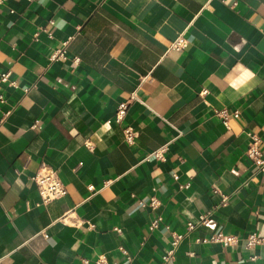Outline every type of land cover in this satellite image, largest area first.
Returning <instances> with one entry per match:
<instances>
[{"label": "crops", "instance_id": "0c3cea01", "mask_svg": "<svg viewBox=\"0 0 264 264\" xmlns=\"http://www.w3.org/2000/svg\"><path fill=\"white\" fill-rule=\"evenodd\" d=\"M232 1L0 2V70L15 81L0 103V264H157L170 230L208 209L239 240L197 241L211 231L197 224L167 264H264V170L245 154L247 130L264 138V0ZM179 34L186 46L168 48ZM68 36L66 57L50 58ZM220 107L239 115L225 125ZM42 164L67 193L37 206ZM252 231L263 240L247 248Z\"/></svg>", "mask_w": 264, "mask_h": 264}, {"label": "built area", "instance_id": "2783aa9c", "mask_svg": "<svg viewBox=\"0 0 264 264\" xmlns=\"http://www.w3.org/2000/svg\"><path fill=\"white\" fill-rule=\"evenodd\" d=\"M2 0H0L1 2ZM236 4V0L231 2V6ZM51 23L52 19L49 20ZM51 34L50 31H48ZM72 36H68L66 39L62 40L50 54V58H62L66 57V46L68 45ZM187 44V39L179 34L175 38H173L168 48L180 50L184 48ZM74 61H78L79 57L77 55L73 56ZM3 83L15 85V81L9 78V70H0V103L5 101L4 92L2 89ZM27 89V88H26ZM206 89H202L200 91L201 94L205 93ZM136 98L135 92L132 91L127 99L121 100L118 102L115 112H114V120L120 122L126 113L127 105L130 100ZM10 112V109H3L0 114V122H2L5 116ZM214 113L221 119V121L228 125V120L230 117L238 116L239 109L235 108L232 110L227 109L226 107L214 108ZM109 121V120H107ZM36 124H33V126ZM123 131V139L125 142L132 144L135 142V139L138 135V130L130 125H124L122 128ZM246 135L249 138V141L245 147V154L250 158V160L255 164L256 170H264V138L259 136L256 132L247 130ZM261 144H263L261 146ZM166 145H162L158 148L153 149L149 155H153L157 158H164L163 151ZM172 176L177 179L178 175L176 172H172ZM31 179L34 181L38 191V199H36L33 203L34 205L47 204L52 199L63 196L67 193V188L64 182L61 180L60 176L57 173V170L50 165L42 164L32 175ZM182 186V184H181ZM214 191H218L216 188ZM227 199L226 194L221 195V202H225ZM138 202L141 205H149L154 207L157 205L158 200L155 196L150 197L147 201L139 199ZM29 205V202H27ZM162 221V216L157 215L149 220L148 229L153 230L157 228ZM197 224H201L207 226L211 231L202 236L196 237L197 241L200 242H218L222 245L234 244L239 240V236L234 233L223 232L216 226V222L212 217V210L208 209L201 214L198 215L196 220H187L184 225L183 231H175L170 230V238L168 240L169 244L164 252L161 254V259L157 264H167L169 261L173 260L175 257V252L180 241L186 236L188 232H190ZM165 228H169L168 224H164ZM118 229V228H116ZM263 240V236L255 231L249 232L244 236V246L247 248L253 247L255 244L260 243ZM121 251L128 256V252L126 248L120 247ZM130 258V257H128ZM250 259H255L256 254L252 253L249 255ZM93 264H113L108 263L105 257L102 254H99L94 260Z\"/></svg>", "mask_w": 264, "mask_h": 264}, {"label": "clouds", "instance_id": "9594fccd", "mask_svg": "<svg viewBox=\"0 0 264 264\" xmlns=\"http://www.w3.org/2000/svg\"><path fill=\"white\" fill-rule=\"evenodd\" d=\"M245 75L247 76L248 74L246 73Z\"/></svg>", "mask_w": 264, "mask_h": 264}]
</instances>
